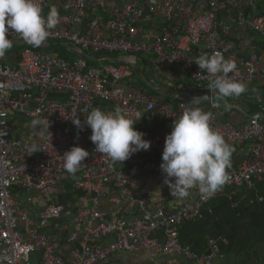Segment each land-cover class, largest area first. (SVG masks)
<instances>
[{
  "label": "built area",
  "instance_id": "built-area-1",
  "mask_svg": "<svg viewBox=\"0 0 264 264\" xmlns=\"http://www.w3.org/2000/svg\"><path fill=\"white\" fill-rule=\"evenodd\" d=\"M105 1L40 0L45 16L51 7L60 16L46 42H66L95 55L123 56L124 64L107 61L90 68L84 60L69 62L32 48L0 59V264H103L122 252H144L153 260L184 256L195 264H211L214 254L199 256L180 242L181 227L200 218L204 208L226 190L250 189L263 179L264 108L234 125L222 121L224 104L214 95L209 96L207 108L188 99L170 105L133 89L130 70L139 56L153 55L161 64L180 66L195 82V90H209L216 77L199 69L195 61L219 52L236 64L229 79L264 87V50L255 44L256 37L264 36V16L257 13V0ZM228 6L234 10L237 28L250 36L248 58L232 49L233 27L221 17ZM94 7L96 16L91 15ZM86 20H90L88 31H77L76 26ZM8 38L23 40L17 33ZM60 93L67 94L65 101L50 99ZM99 102L119 106L133 119L146 112L157 121L171 123L187 108L211 112V126L238 152L247 147L248 159L229 173V181L213 196L194 188L197 200L175 210L159 203L152 210L150 197L138 194L137 183L144 171L158 168L154 156H162L171 130L155 134L149 150L111 164L95 151L89 139L91 129L84 123ZM20 118L49 121V131L32 140L31 133L20 131ZM73 120H80L83 130ZM34 145L37 151L31 153ZM73 146L90 153L74 177L65 171L62 159ZM65 179L74 191L86 194L91 205L70 210L60 191ZM113 192L123 198L128 211L111 225L103 204ZM33 194L40 197L42 207L36 205ZM20 196L30 200L29 210L23 209ZM41 227L52 228L56 238L42 233ZM160 230L165 240L157 235ZM110 236L113 241L101 244ZM215 243L209 241L210 246Z\"/></svg>",
  "mask_w": 264,
  "mask_h": 264
},
{
  "label": "crops",
  "instance_id": "crops-1",
  "mask_svg": "<svg viewBox=\"0 0 264 264\" xmlns=\"http://www.w3.org/2000/svg\"><path fill=\"white\" fill-rule=\"evenodd\" d=\"M105 1V0H104ZM109 0L102 2L107 4ZM92 16L98 15V8H93ZM221 17L233 27V39L231 40L232 49L243 58H248L252 52V44L245 32L239 30L234 20V10L228 6L223 10ZM90 20L76 26L79 32H87ZM264 42V36L256 37ZM260 48V47H259ZM263 50L262 48H260ZM88 58L85 61L99 63L107 62L104 55L86 53ZM118 56V58H114ZM111 56L115 64L121 65L127 62V58L119 55ZM145 59L137 58L140 75L132 79V88L142 90L144 93L159 98L164 102L177 106L180 102L188 98L191 91L195 90V82L185 74L180 66L161 64L153 55L143 56ZM112 62V61H111ZM98 65V66H99ZM133 69V66H132ZM143 81V83L141 82ZM128 86V85H127ZM217 99V96H215ZM50 99L65 101L67 94H54ZM198 104L204 108L208 107L209 96L196 99ZM224 104L225 114L221 118L224 122L237 125L244 122L248 116L256 115L261 108H264V87L253 84L247 86V90L235 97L221 100ZM225 102L230 105L225 108ZM231 104L235 108H231ZM95 108L105 112H112L115 108L106 103L99 102ZM142 117L134 124V128L145 133L144 139L150 140L155 134L163 130H171V122H160L155 120L150 114L143 112ZM33 120L20 118L18 127L20 131L32 134V140L41 138L43 134L34 129L31 125ZM235 151L231 157L232 170L242 165L248 159L249 149L246 147L238 152ZM158 168L153 171H144L137 183L139 195H148L151 199L149 208L154 210L157 204H162L168 210H175L180 206L197 200L198 193L192 189L186 198H175L171 195L169 187L164 183L165 174L160 169L162 156L156 155ZM109 189V188H108ZM62 201L77 212L80 209L91 205L89 198L83 192L74 191L70 181L63 180L60 188ZM38 207L44 203L37 194L32 196ZM103 204V209L107 213L108 223L113 225L119 218L127 214L128 207L123 198L118 193H111ZM68 212V211H67ZM40 231L50 237L56 238L55 231L50 227H41ZM162 240L166 239V234L160 230L157 234ZM210 240H215L213 246L209 245ZM226 240V242L224 241ZM101 241V240H100ZM113 241V237H108L101 241L107 244ZM180 242L188 245L199 256L214 254L211 264H264V177L261 181L254 183L253 187H234L226 190L220 197L208 204L196 221L183 224L180 230ZM68 248V247H67ZM103 264H195L184 256L164 255L153 260L147 253L122 252L112 255Z\"/></svg>",
  "mask_w": 264,
  "mask_h": 264
},
{
  "label": "clouds",
  "instance_id": "clouds-1",
  "mask_svg": "<svg viewBox=\"0 0 264 264\" xmlns=\"http://www.w3.org/2000/svg\"><path fill=\"white\" fill-rule=\"evenodd\" d=\"M59 23L57 8L51 7L45 16L40 0H0V59L13 47V41L8 38L10 34L17 33L26 44L39 48ZM195 64L216 77L209 90L217 95L218 102L247 90L243 82L228 78V74L236 70V64L221 53L202 55ZM229 107L225 102V108ZM141 117L137 113L135 119L130 118L119 106L112 112L94 108L88 112L84 123L91 129L89 139L95 151L115 164L150 149L151 142L144 139L145 133L134 128ZM212 118L211 112L187 108L166 135L160 169L165 174L164 183L175 198L188 197L194 188L211 197L230 179L228 170L235 149L211 126ZM73 123L83 130L80 120H73ZM31 125L36 130L39 126L40 134L49 131V121L35 119ZM36 151L34 145L31 153ZM89 155L84 148L73 146L63 154V168L74 177Z\"/></svg>",
  "mask_w": 264,
  "mask_h": 264
},
{
  "label": "trees",
  "instance_id": "trees-1",
  "mask_svg": "<svg viewBox=\"0 0 264 264\" xmlns=\"http://www.w3.org/2000/svg\"><path fill=\"white\" fill-rule=\"evenodd\" d=\"M256 8H257L258 15L264 16V0H257ZM255 44L258 47H260V48H262L264 50V42H261L258 39H256ZM15 47H17V49H14V50L10 49L8 56H5L6 58L11 56L12 53H20V52L24 51L27 48H32V49H34L36 51L52 53V54H54V55H56V56H58V57H60V58H62L64 60H66V61H69V62L83 60L81 57L69 52L66 48H64V47H62L60 45L53 46V47H51L49 49H46V50L41 48V47L33 48L30 45H18V46H15ZM114 58H118V56L117 57L114 56ZM138 58L145 59V58H143V56H139ZM147 61L148 60L145 59L143 62L146 63ZM86 63L88 65V67H90V68H96L99 65V63H96V62H93V61H89V62L86 61ZM136 75H137V73L134 71V69H131L130 70V77L134 78ZM141 82L143 83V81H141Z\"/></svg>",
  "mask_w": 264,
  "mask_h": 264
},
{
  "label": "water",
  "instance_id": "water-1",
  "mask_svg": "<svg viewBox=\"0 0 264 264\" xmlns=\"http://www.w3.org/2000/svg\"><path fill=\"white\" fill-rule=\"evenodd\" d=\"M13 45H28L24 42V40H18V41H13ZM56 45H60L64 48H66L69 52L83 58V59H87L88 56L85 52H81L79 51L78 49L72 47L71 45H69L68 43L66 42H62V41H53V42H45V44L43 46H41V48L43 49H49L53 46H56ZM101 59H104L106 61H117V60H114L111 56H105ZM133 69L134 71L137 73V75H140V72H139V69H138V66L137 64H133ZM210 95H214V96H217L215 93H213L212 91L210 90H193L190 92L189 96H188V100H196L200 97H203V96H210Z\"/></svg>",
  "mask_w": 264,
  "mask_h": 264
},
{
  "label": "rangeland",
  "instance_id": "rangeland-1",
  "mask_svg": "<svg viewBox=\"0 0 264 264\" xmlns=\"http://www.w3.org/2000/svg\"><path fill=\"white\" fill-rule=\"evenodd\" d=\"M15 46H18V45H13L12 50L17 49V47H15ZM9 51H10V50H9ZM9 51L5 54V56H8ZM32 196H33V195H31V197H32ZM32 198H33V197H32ZM19 201L21 202L23 209H25V210H29V208L31 207V204H30L31 202H30L29 199L25 198L24 196H23V197L20 196V197H19Z\"/></svg>",
  "mask_w": 264,
  "mask_h": 264
}]
</instances>
